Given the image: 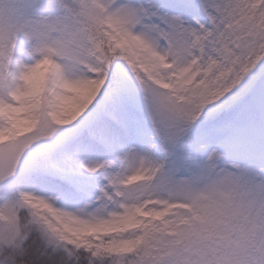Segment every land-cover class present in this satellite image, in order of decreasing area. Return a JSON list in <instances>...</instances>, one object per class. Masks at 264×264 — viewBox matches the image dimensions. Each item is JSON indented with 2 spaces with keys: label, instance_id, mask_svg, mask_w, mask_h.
<instances>
[{
  "label": "snow or ice",
  "instance_id": "6c2138e0",
  "mask_svg": "<svg viewBox=\"0 0 264 264\" xmlns=\"http://www.w3.org/2000/svg\"><path fill=\"white\" fill-rule=\"evenodd\" d=\"M0 264H264V0H0Z\"/></svg>",
  "mask_w": 264,
  "mask_h": 264
}]
</instances>
